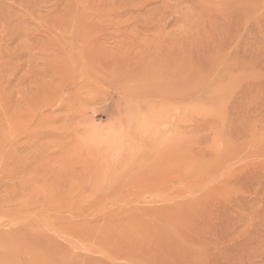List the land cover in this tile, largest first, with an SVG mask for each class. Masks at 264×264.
Masks as SVG:
<instances>
[{"label":"rangeland","instance_id":"374dc122","mask_svg":"<svg viewBox=\"0 0 264 264\" xmlns=\"http://www.w3.org/2000/svg\"><path fill=\"white\" fill-rule=\"evenodd\" d=\"M0 264H264V0H0Z\"/></svg>","mask_w":264,"mask_h":264}]
</instances>
